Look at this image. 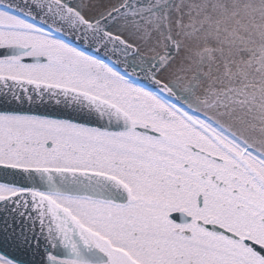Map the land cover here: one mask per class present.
<instances>
[{
  "label": "snow or ice",
  "instance_id": "obj_1",
  "mask_svg": "<svg viewBox=\"0 0 264 264\" xmlns=\"http://www.w3.org/2000/svg\"><path fill=\"white\" fill-rule=\"evenodd\" d=\"M0 264H264V0H0Z\"/></svg>",
  "mask_w": 264,
  "mask_h": 264
}]
</instances>
